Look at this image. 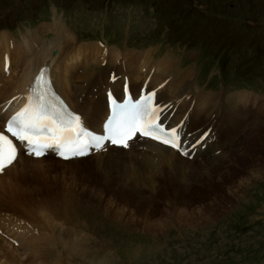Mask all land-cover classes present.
<instances>
[{
    "label": "rangeland",
    "instance_id": "rangeland-1",
    "mask_svg": "<svg viewBox=\"0 0 264 264\" xmlns=\"http://www.w3.org/2000/svg\"><path fill=\"white\" fill-rule=\"evenodd\" d=\"M37 31L45 45L54 44L51 51L68 36L87 46L85 56L95 62L110 56L105 65L88 64L97 72L116 70L121 58L120 69L134 77L136 62L169 57L181 71L193 69L191 82L202 92L222 98L221 92L225 102L215 107H230L246 134L264 114V0H0V83L6 86L26 63L19 57L24 39ZM248 91L255 92L252 98ZM249 98L251 109L259 108L252 115ZM242 130L227 134L220 147H231L232 137L237 144ZM244 142L233 152H242ZM250 155L256 161L244 170L239 165L226 180L199 178V184L142 199L113 196L79 171L41 172V196L32 192L30 198L53 212L41 215L55 234L43 241L45 264H264V140ZM63 188L73 195L72 213L58 215Z\"/></svg>",
    "mask_w": 264,
    "mask_h": 264
},
{
    "label": "bare ground",
    "instance_id": "bare-ground-1",
    "mask_svg": "<svg viewBox=\"0 0 264 264\" xmlns=\"http://www.w3.org/2000/svg\"><path fill=\"white\" fill-rule=\"evenodd\" d=\"M60 32L62 33V28ZM39 34L38 31L35 34L34 32L27 34V37L33 36V38L24 39V52L19 55L25 59L26 63L10 76L6 86L0 83V125L4 128L6 118L18 111L25 103L33 78L43 66L48 68V78L52 86L73 110L80 113L83 123L93 128L100 127L101 118L107 110L105 92L101 93L100 89L102 83H105L108 72L89 70L88 64H97V62L94 60L95 57L85 56V52H89L87 46L75 45V41L72 39L68 41L69 37L66 36L64 43L56 46V52L53 54L51 47L54 44L45 45L39 38ZM58 59L60 61L57 64ZM151 66L154 67L152 74L156 72L157 78H161L159 81L153 79L150 72ZM135 68L138 71L136 75L138 74L139 77H133L129 70L120 69V73H126L127 80L129 79L132 84L131 86L128 84L129 88H136L135 92L132 91L135 95L141 91L154 89L156 102L163 108L162 120L169 127L176 128L183 133L184 147H188L208 127H211L210 137L216 134L218 140L209 141V137L204 138L196 145L197 150L191 160L179 155L170 147L136 136L128 142V148L104 145L102 149H92L91 154L85 158H73L67 162L50 157L52 162L42 166L37 161H42L47 157H27L24 158L17 173L13 172V175L9 177L7 173L13 166L7 167L0 173V264H45L43 241L53 239L55 234L50 227H45V222L42 221L41 215L43 211L48 213V209L44 210L41 202L30 198L34 194L32 192L41 196L39 190L42 179L39 180L38 176L41 172L47 174L56 169L63 173L68 171L69 174H74L79 171L78 173H86L89 181L95 182L92 177L100 181V184L97 182L96 184L100 185L103 191L116 192L113 196L127 199L136 196L142 199L145 196L153 198L155 194H165L169 188L176 190L178 187H190L189 185L195 182L199 184V178L209 183L208 180L215 176V179L221 182L223 177L225 180L228 178L229 172L238 173V169L244 170L250 161H256V158L250 154L257 149V144L264 140L262 111L260 117L256 118L263 123L246 134V125L244 126L241 120L232 118L229 113L231 111L220 119L216 118L214 106L221 98L209 96L191 82L193 69L187 68L181 71L175 62L166 56L156 60L151 58L150 61H138ZM91 85L97 86L92 99L89 98L92 94L89 91ZM114 86L115 88H112L116 92H122L121 84L117 87L115 82ZM191 110L197 111L191 114ZM99 111H103V115L96 125L92 126ZM218 120L221 122L222 132L218 128ZM223 126L226 127L223 129ZM240 128H243L241 134L238 132L242 137L241 140L234 144L238 138L236 137L234 141L232 137L230 142H233L234 146L228 147L227 145L223 150L220 143H225V136L232 135V132ZM245 140L246 145L242 152L241 150L238 153L233 152L234 147ZM218 148L221 149L219 154L215 153ZM162 188H164L163 192H161ZM64 189L66 188L61 190L64 195L58 196L63 197L64 207L58 215L72 213L73 195L65 192ZM59 201H62L61 198ZM12 240L18 245L13 246Z\"/></svg>",
    "mask_w": 264,
    "mask_h": 264
},
{
    "label": "snow or ice",
    "instance_id": "snow-or-ice-1",
    "mask_svg": "<svg viewBox=\"0 0 264 264\" xmlns=\"http://www.w3.org/2000/svg\"><path fill=\"white\" fill-rule=\"evenodd\" d=\"M42 81L43 74L34 89L35 100L29 96V103L11 118L6 129L16 140L26 142L28 150L36 156L43 155L44 149L54 148L65 160L83 157L88 155L90 146L102 149L105 141L128 148V141L136 133L178 147L175 130L166 131L159 123L158 110L152 107V95L136 102H132L131 97L119 104L112 100V115L106 125L107 135L96 136L85 130L79 116L57 108L46 92L39 91ZM16 155L17 148L12 140L0 132V171L11 164Z\"/></svg>",
    "mask_w": 264,
    "mask_h": 264
}]
</instances>
